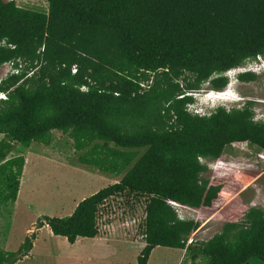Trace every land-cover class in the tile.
Wrapping results in <instances>:
<instances>
[{
  "label": "trees",
  "instance_id": "1",
  "mask_svg": "<svg viewBox=\"0 0 264 264\" xmlns=\"http://www.w3.org/2000/svg\"><path fill=\"white\" fill-rule=\"evenodd\" d=\"M49 12L0 0V67L17 72L0 82V176L3 200L15 204L32 145L54 133L70 137L71 164L114 184L82 200L65 218L43 217L70 244L100 236L99 217L112 198L145 201V246L189 253L192 264L264 263V210L200 247L189 243L200 224L182 220L169 201L213 211L224 185L204 177L226 148L250 143L264 151V121L254 102L192 113V93L205 84L223 91L225 74L264 58V0H47ZM75 70V72H73ZM254 73L239 75L253 81ZM148 84L143 88L142 84ZM21 147V154L8 159ZM35 232L16 251L0 250V264L29 256Z\"/></svg>",
  "mask_w": 264,
  "mask_h": 264
},
{
  "label": "rangeland",
  "instance_id": "2",
  "mask_svg": "<svg viewBox=\"0 0 264 264\" xmlns=\"http://www.w3.org/2000/svg\"><path fill=\"white\" fill-rule=\"evenodd\" d=\"M18 6L42 13L49 12L47 0H20ZM242 70L226 73L229 79L223 91H216L205 84L203 89L192 93V113L208 115L216 108H242L252 101L255 120L264 121V58L246 62ZM242 67V68H243ZM17 72L13 64L0 67V82ZM254 73L253 81H242L240 74ZM146 83L142 84L147 88ZM3 135L0 134V138ZM21 147L8 159L23 156ZM26 165L21 177L22 188L15 204L3 200L4 184L0 176V250L16 251L28 236L35 232L34 247L29 260L23 264H44L43 255L51 253V261L60 264H77L75 259L89 264H137L144 246L145 201L126 195L110 199L99 217L100 236L95 239H78L70 244L66 238L52 234L50 228L39 222L43 217H69L85 198L115 183L71 164L76 153L70 137L54 133L48 145H32L26 150ZM264 151L250 143L228 146L219 160L203 159L208 166L204 177L222 183L224 191L213 211L176 206L178 216L200 224L189 243L200 247L222 231L227 222L241 220L251 208L264 210ZM35 256L34 259L32 257ZM207 261L200 258L197 264ZM148 264H192L189 253L169 248H156ZM248 264H264L251 260Z\"/></svg>",
  "mask_w": 264,
  "mask_h": 264
},
{
  "label": "crops",
  "instance_id": "3",
  "mask_svg": "<svg viewBox=\"0 0 264 264\" xmlns=\"http://www.w3.org/2000/svg\"><path fill=\"white\" fill-rule=\"evenodd\" d=\"M2 138H3V137H2ZM2 138H0V141L2 140ZM26 161H27V160H26ZM25 165H26V164H25ZM20 187L22 188V183H20ZM18 196H19V195H18ZM17 199H18V198H17ZM16 202H17V201H16ZM76 243H77V242H76ZM76 243H75V244H76ZM180 251H182V250H180ZM184 252H186V251L184 250ZM34 258H35V256L32 257V259H34ZM42 258L45 259V260H43V263H44V264H60L59 262H55V261H51V260H50L51 258H53V256H52L51 253L46 254V255H43ZM25 260H29V257H25L24 259L18 261L16 264H23ZM93 261H94V260H93V258L91 257L90 259L87 260V262H85V264L92 263ZM75 262H76L77 264H84V263H83L84 261H81L80 259H75ZM73 264H75V263H73Z\"/></svg>",
  "mask_w": 264,
  "mask_h": 264
},
{
  "label": "built area",
  "instance_id": "4",
  "mask_svg": "<svg viewBox=\"0 0 264 264\" xmlns=\"http://www.w3.org/2000/svg\"><path fill=\"white\" fill-rule=\"evenodd\" d=\"M1 1H3V2H13V3H16L17 5H18V2L20 1V0H1ZM238 70H242V69H244V67L242 68H237ZM234 70H236V69H234ZM234 70H231V71H234ZM231 71H229V72H231ZM73 72H75V70L73 71ZM229 72H227V73H229ZM7 99V93H3V92H0V100H6ZM263 158H264V156H263ZM203 159H201V161H202ZM203 163V162H202ZM169 204L175 209V211H176V206L178 207V206H183V205H181V204H178V203H176V202H173V201H169ZM177 212V211H176ZM178 214V213H177ZM145 218H146V216H145ZM180 218V217H179ZM181 219V218H180ZM182 220H184V219H182ZM144 236V240H145V237H146V235L145 234H143ZM145 242V241H144Z\"/></svg>",
  "mask_w": 264,
  "mask_h": 264
}]
</instances>
